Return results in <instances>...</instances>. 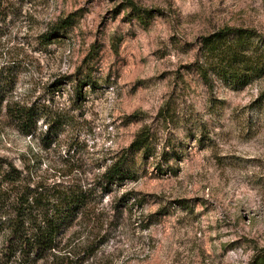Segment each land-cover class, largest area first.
Returning a JSON list of instances; mask_svg holds the SVG:
<instances>
[{"label":"rangeland","instance_id":"1","mask_svg":"<svg viewBox=\"0 0 264 264\" xmlns=\"http://www.w3.org/2000/svg\"><path fill=\"white\" fill-rule=\"evenodd\" d=\"M127 1L0 0V96L34 109L26 135L0 108V162L94 189L56 264H264V74L199 72L203 37L264 39V0Z\"/></svg>","mask_w":264,"mask_h":264},{"label":"trees","instance_id":"2","mask_svg":"<svg viewBox=\"0 0 264 264\" xmlns=\"http://www.w3.org/2000/svg\"><path fill=\"white\" fill-rule=\"evenodd\" d=\"M126 3L143 24L146 17L152 16V9L140 8L129 0ZM68 22V18L63 20L56 29H62ZM259 36L253 29L225 27L203 37L204 61L199 68L202 78L207 80L208 74H216L230 80L237 78L240 72L251 78L261 77L264 74V39L254 42ZM260 99L264 100V89ZM2 107L23 134H31L32 106L19 105L2 95ZM149 139L148 131H140L128 150L144 151ZM127 159L126 154L122 155L105 167L101 173L103 185L98 189L100 194L108 192L112 184L130 178L125 170ZM94 197L92 188L44 183L27 178L11 162H0V264H56L65 254L64 233Z\"/></svg>","mask_w":264,"mask_h":264}]
</instances>
